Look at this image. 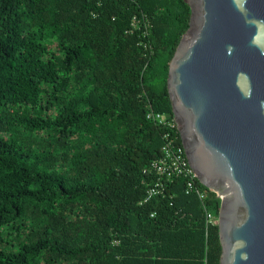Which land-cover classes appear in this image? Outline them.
<instances>
[{"label": "trees", "instance_id": "1", "mask_svg": "<svg viewBox=\"0 0 264 264\" xmlns=\"http://www.w3.org/2000/svg\"><path fill=\"white\" fill-rule=\"evenodd\" d=\"M189 16L183 0H0V264H219L183 178L143 201L163 146L145 113L173 117Z\"/></svg>", "mask_w": 264, "mask_h": 264}, {"label": "water", "instance_id": "2", "mask_svg": "<svg viewBox=\"0 0 264 264\" xmlns=\"http://www.w3.org/2000/svg\"><path fill=\"white\" fill-rule=\"evenodd\" d=\"M167 91L190 168L216 192L219 264H264V0H183Z\"/></svg>", "mask_w": 264, "mask_h": 264}, {"label": "built area", "instance_id": "3", "mask_svg": "<svg viewBox=\"0 0 264 264\" xmlns=\"http://www.w3.org/2000/svg\"><path fill=\"white\" fill-rule=\"evenodd\" d=\"M145 117L162 129L163 146L161 155L151 160L144 168L145 173H152L155 178L147 187L143 201L163 194L168 182L181 177L184 180L185 193H195L203 204L205 226L217 224V216L214 215L207 202L210 197L209 193L213 192L216 196V192L201 184L190 168L183 146L178 143L173 131L176 127L173 117L153 109L147 110Z\"/></svg>", "mask_w": 264, "mask_h": 264}]
</instances>
